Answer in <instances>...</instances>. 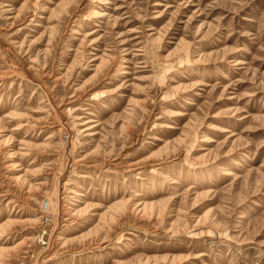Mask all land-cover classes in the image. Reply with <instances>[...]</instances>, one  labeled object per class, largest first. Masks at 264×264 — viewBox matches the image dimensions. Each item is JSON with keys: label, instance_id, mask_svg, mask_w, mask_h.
<instances>
[{"label": "rangeland", "instance_id": "rangeland-1", "mask_svg": "<svg viewBox=\"0 0 264 264\" xmlns=\"http://www.w3.org/2000/svg\"><path fill=\"white\" fill-rule=\"evenodd\" d=\"M0 264H264V0H0Z\"/></svg>", "mask_w": 264, "mask_h": 264}, {"label": "bare ground", "instance_id": "bare-ground-1", "mask_svg": "<svg viewBox=\"0 0 264 264\" xmlns=\"http://www.w3.org/2000/svg\"><path fill=\"white\" fill-rule=\"evenodd\" d=\"M215 128V127H214ZM220 132H223V130H219ZM206 143H213L212 138H208V140H205ZM227 176L232 177L233 173L232 172H228Z\"/></svg>", "mask_w": 264, "mask_h": 264}]
</instances>
